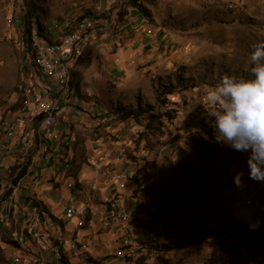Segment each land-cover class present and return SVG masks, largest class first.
<instances>
[{
  "label": "rangeland",
  "instance_id": "rangeland-1",
  "mask_svg": "<svg viewBox=\"0 0 264 264\" xmlns=\"http://www.w3.org/2000/svg\"><path fill=\"white\" fill-rule=\"evenodd\" d=\"M141 2L151 20L127 0L118 8L107 0H0V122L20 109L22 94L35 79L25 43L28 22L56 39L68 21L88 12L112 18V27L96 35L85 54L91 65L80 66L76 76L78 91L92 95L110 122L99 128L96 119L56 127L87 144L82 162L99 145L115 144L123 153L119 167L130 173L128 193L140 209L133 214L138 224L128 250L117 256L118 244L105 264H264V182L249 178L248 152L215 141L205 103L208 90L224 76L251 78L250 54L264 43V0ZM32 6L39 9L35 17ZM170 88L173 94L163 96ZM164 98L168 102L160 104ZM116 112L134 117L122 121ZM60 142H53L56 150L47 164L66 160ZM237 173L242 189L234 183ZM34 174L21 195L24 188L32 192L30 206L38 198L59 218L71 197L69 179L57 178L55 189ZM245 197L250 208L242 204ZM17 218L24 219L23 211ZM20 256L19 248L0 246V264H15Z\"/></svg>",
  "mask_w": 264,
  "mask_h": 264
},
{
  "label": "built area",
  "instance_id": "built-area-1",
  "mask_svg": "<svg viewBox=\"0 0 264 264\" xmlns=\"http://www.w3.org/2000/svg\"><path fill=\"white\" fill-rule=\"evenodd\" d=\"M120 3L121 0H107L111 8H118ZM111 27L112 18L91 14L68 21L61 36L56 39L52 36L50 40L45 39L38 35V29L31 30L30 54L35 79L24 90L20 109L0 122V246L8 243L21 250L23 256L17 257L15 264H21L23 259H27L29 264H47L46 253H51L64 264H89L88 257L80 247L77 233L91 220H95L100 229L114 225L119 230L113 220L121 207L122 191L127 188L131 177L128 171L119 167L124 158L120 147L115 144L100 154L87 155L85 159L94 173H101L106 178V186L110 189L104 199L95 195L101 187L95 181L89 182L88 186L79 182V188L75 187V182H69L67 188L84 194L85 198L77 203L76 193L73 194L60 220L43 211L44 203L38 201V198L30 206L32 192L24 188L21 195L24 182L32 172L35 173V180L41 172H45L49 178L57 179L63 175L71 176L78 165L76 155L72 159L70 152L74 150V139L69 134L57 132L56 127L60 123L73 128L74 125L79 127L96 119L99 128L110 122V117L100 110L92 95L78 91L80 79L76 81V76H80L79 60L92 45L96 35ZM93 107H97L98 112ZM56 139L61 141V147L66 148L68 154L66 160L59 157L49 165L47 161L51 152L56 150L53 145ZM23 171L25 175L19 177ZM104 171L106 176L102 174ZM58 184L56 182L54 185L55 189ZM21 200H24L23 203ZM242 202L248 208L252 206L246 197ZM18 210L23 211L22 221L17 218ZM121 220L134 221L136 216L125 215ZM69 223H74L71 233L66 232ZM2 226L8 228L7 234ZM130 243L127 236L122 237L118 243L120 249L117 256L128 250Z\"/></svg>",
  "mask_w": 264,
  "mask_h": 264
},
{
  "label": "clouds",
  "instance_id": "clouds-1",
  "mask_svg": "<svg viewBox=\"0 0 264 264\" xmlns=\"http://www.w3.org/2000/svg\"><path fill=\"white\" fill-rule=\"evenodd\" d=\"M251 78L224 76L205 97L207 116L214 138L238 152H248L249 178L264 182V43L254 46L250 54ZM242 173L234 183L242 186ZM258 225H253L255 228Z\"/></svg>",
  "mask_w": 264,
  "mask_h": 264
},
{
  "label": "crops",
  "instance_id": "crops-1",
  "mask_svg": "<svg viewBox=\"0 0 264 264\" xmlns=\"http://www.w3.org/2000/svg\"><path fill=\"white\" fill-rule=\"evenodd\" d=\"M85 54L83 57H85ZM77 138L78 136L74 137V140H76V143H74L75 151L74 150L72 151L74 152V155H76L75 160H76V164L78 165L75 167L73 174L71 176L68 175L69 177H66L69 179L68 183L75 182V187L79 188L81 186L80 183H82L83 186H88L89 182L95 181L99 183L101 186L100 190L97 191L95 195L101 199H104L107 196L108 190L110 189V187L106 186V183H105L106 178L103 175H101V173L100 174L94 173L92 169L86 164L87 160H85L84 162L80 160L81 157L84 155V151H85L87 144L80 142L79 140H77ZM106 148L107 147H102L101 145L92 147V149H90L87 155L90 156V154H93V153L100 154ZM102 174L106 176L105 171ZM39 175H40L39 179L42 177L41 181L44 183V186L52 185V187H54V185L58 181L56 178H49L45 172H41ZM61 177H64V175ZM59 186L60 184H58L57 187ZM128 188H130L129 185L124 191H122L121 207H120V210H118L115 213L114 220H113V221H116L115 223H117L119 230H117L114 225L111 226L110 228L100 229L96 221L91 220L87 223V226L84 229L80 230L77 233V239L81 245L80 247L82 251L88 257L89 264H105V261L108 260V258H110L111 256H114L115 254L114 250L116 249L121 238L125 236L129 238V237H132L133 234H135L133 231H136V226L138 222L136 220L130 221V222H125L121 220L122 216H125V215L132 216L133 214H137L138 211L140 210V209L138 210L137 202H135L137 201L136 198L132 197V193H128L129 192ZM66 190L70 192L71 196L76 193L75 190L68 189L67 187H66ZM84 198H85L84 194L76 193L77 203H81V201H84ZM24 203L27 204V201H25ZM43 211L49 214L47 209H44ZM59 219L61 220L62 216H59ZM73 224L74 223H69L66 225L67 233H71L73 231V227H74ZM100 242H103L105 244V247L104 246L101 247ZM94 253H96L97 254L96 256H99V258H96L94 256ZM45 259H46L47 264H64L61 261H57L55 257L52 256L51 253H46ZM21 264H29V263L27 259H23V262Z\"/></svg>",
  "mask_w": 264,
  "mask_h": 264
},
{
  "label": "trees",
  "instance_id": "trees-1",
  "mask_svg": "<svg viewBox=\"0 0 264 264\" xmlns=\"http://www.w3.org/2000/svg\"><path fill=\"white\" fill-rule=\"evenodd\" d=\"M129 6L132 8V10L139 14L140 16L144 17V18H147L149 20H151L152 18V14L150 12V10L148 9V7L143 4V2H141V0H127ZM31 14H33V16L35 17L36 15L39 14V9H37L35 6H32L31 8ZM88 15H91L89 12H88ZM33 29V26L31 24H27L26 28H25V43L28 45V48H29V52H31V49H30V36H31V30ZM38 35L45 38V39H48L50 40L51 39V35L50 33H47V32H43L41 30H38ZM91 59H86L85 57H82L80 60H79V63L78 65L79 66H90L91 65ZM168 87V86H167ZM165 87V88H167ZM173 94V91L172 89H167V91L164 92V95L163 96H169V95H172ZM168 100L166 98H164L163 100L160 99V104H165L167 103ZM19 108H20V105H19ZM152 108V107H151ZM150 109L146 108L145 111H143V113H147L149 112ZM116 114L118 115V118L117 119H120L122 121H126V120H129L131 119L132 117H134V114H132V112H127L125 114H119L116 112ZM142 114V112L138 111V113L136 114V116H140ZM152 118H156V116H152ZM159 118V116L157 117ZM25 175V172H21L19 177H23ZM158 248V247H156ZM130 258L127 259V262H130L129 261Z\"/></svg>",
  "mask_w": 264,
  "mask_h": 264
}]
</instances>
